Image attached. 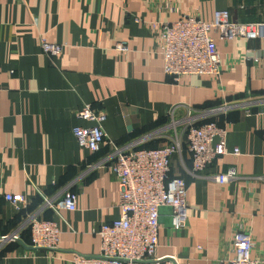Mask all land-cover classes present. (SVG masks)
Instances as JSON below:
<instances>
[{
  "label": "crops",
  "instance_id": "crops-1",
  "mask_svg": "<svg viewBox=\"0 0 264 264\" xmlns=\"http://www.w3.org/2000/svg\"><path fill=\"white\" fill-rule=\"evenodd\" d=\"M220 9L235 21L264 23V0H0V238L37 211L44 195L71 182L77 194L76 210L42 215L60 229L58 249L34 247L27 233L4 245L0 264H73L78 255L99 254L102 225L122 215L120 189L110 169L90 168L110 153V140L163 144L140 139L169 122L173 108L182 119L188 107L222 109L209 120L227 130L230 153L199 177L189 172L188 151L173 157V173L188 181L189 220L176 230L172 209L161 208L157 256L219 264L235 256L236 234L246 230L252 257L264 259V60H249L264 56V35L218 38L217 75L176 82L164 72L159 25L189 15L212 21ZM43 41L63 51L50 57ZM85 105L107 114L99 152L80 146L73 133L92 125L79 117ZM231 167L241 178L221 184L207 177ZM6 194L23 195L26 206L17 209Z\"/></svg>",
  "mask_w": 264,
  "mask_h": 264
},
{
  "label": "built area",
  "instance_id": "built-area-1",
  "mask_svg": "<svg viewBox=\"0 0 264 264\" xmlns=\"http://www.w3.org/2000/svg\"><path fill=\"white\" fill-rule=\"evenodd\" d=\"M157 26V23L153 24V27ZM159 28L164 72L176 82H181L186 76L220 73L218 38L231 41L237 37L258 39L264 35V23L235 21L228 9L217 10L212 21L189 15L178 21L162 23ZM213 32H217L218 37L213 36ZM119 49L127 50L126 43H121ZM43 50L54 57L63 51V45L43 41ZM249 60L260 63L264 56L249 57ZM239 106L236 104L225 110ZM222 112L221 108L188 107L185 117L176 119L177 108H173L169 112V122L140 139L142 142L164 140L157 147H139L138 140L127 145H118L110 140V153L90 170L107 168L116 176L122 215L102 225L99 254L78 255L73 264H180L175 256H157L161 208L172 209L176 230L186 228L189 220L188 181L173 173V157L188 151L192 161L189 172L199 177L218 157L229 154L227 130L216 121L209 120ZM248 112H252L251 108ZM79 117L92 122V125L73 128L78 143L92 152H99L108 138L104 128L106 112L85 105ZM239 153L240 149L236 148L234 154ZM207 177L225 184L238 180L241 174L236 167H231L226 172ZM74 184L69 183L51 197L44 195V202L37 211L27 214L15 231L0 238V252L6 243L21 239L27 230H30L34 247L58 249L60 229L55 222L43 219L42 215L49 209L57 212L62 209L76 210L77 194L72 190ZM5 198L17 209L27 204L23 195L6 194ZM254 246L251 233L239 231L234 241L235 256L219 264H264V259L252 257Z\"/></svg>",
  "mask_w": 264,
  "mask_h": 264
},
{
  "label": "trees",
  "instance_id": "trees-1",
  "mask_svg": "<svg viewBox=\"0 0 264 264\" xmlns=\"http://www.w3.org/2000/svg\"><path fill=\"white\" fill-rule=\"evenodd\" d=\"M155 147H157V146H155ZM27 233H28V235H30V230L25 231L23 236H25ZM30 240H31V235H30Z\"/></svg>",
  "mask_w": 264,
  "mask_h": 264
}]
</instances>
